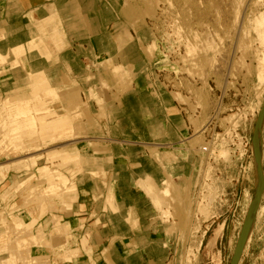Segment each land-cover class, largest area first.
<instances>
[{
	"label": "rangeland",
	"instance_id": "obj_1",
	"mask_svg": "<svg viewBox=\"0 0 264 264\" xmlns=\"http://www.w3.org/2000/svg\"><path fill=\"white\" fill-rule=\"evenodd\" d=\"M103 2L115 18L113 25L118 29L116 33L123 43L122 50L99 59L86 53L82 59L84 74L80 77L83 85L78 84L72 72L71 75L62 73L57 85L62 89L61 100L31 98L43 95L50 85L42 69L61 63L59 52L64 45L49 57L40 36L42 31L46 35L51 30L46 25L53 20L47 19L39 26L30 15L38 29H32L29 37H33L27 45H12H22L13 54L12 46H4L6 36L0 34V52L6 57L0 63V108L4 102L8 106L9 101L18 104L30 100L34 115L23 119L30 120L34 116L44 121L32 131L30 142L34 145H43V133L50 134L55 127L67 124L55 122L54 108L63 113L77 107V115L71 112V119L78 129L77 136L71 140L43 146L34 155L27 150H14L11 145L0 147V218L7 221V227L0 222V232L13 241L8 243L5 238L0 239V264H8L3 259L9 254L13 264H62L63 261L69 264H128L136 254L131 251L128 255L120 250L122 240L129 246L141 247L149 264H231L239 243L238 264H264V119L255 137L259 161L254 147L255 125L264 111V45L251 23L264 12V0ZM28 52L32 53L33 61ZM160 52L165 59L160 57ZM19 55L23 56L25 67L15 64L14 58ZM108 58L111 61H107ZM95 60L99 61L97 65L93 64ZM114 66L121 67L120 71L113 72ZM167 76L169 80L174 79L171 85L179 84L177 77H182L185 87L187 84L191 87L187 85L186 88L193 90L195 86L196 99L203 108L200 118L191 115L193 106L188 97L176 93L177 89L171 86L166 87L164 77ZM193 77L200 80L197 78L195 82ZM205 79L213 89L211 95ZM138 90L149 95L151 104L160 108L150 105L147 109L146 106L151 118L158 112L166 116L154 140L128 143L110 139L109 135H106L108 138L96 137L98 133L90 134L95 137H87L89 132L96 131V120L106 117L109 101L121 100ZM163 97L172 100L173 114H169ZM212 98L213 105L210 104ZM181 102H186L188 107ZM216 102L222 103V113L215 124L221 135L211 141V149L215 152L211 167L209 164L200 173L196 171L194 150L203 138L198 134L192 137L193 126L196 130L206 112V116L215 115ZM175 120L178 121L176 125ZM0 122V136L3 137L4 121ZM38 128L47 131H38ZM170 134L171 139L175 134L177 141V137L173 139L175 142L160 138ZM24 138L26 149L31 138L27 133ZM181 140L184 143L181 146H171ZM80 149L81 160L77 155ZM166 152L175 154L172 163L164 156ZM17 159H26L27 163L11 164L6 172L5 164ZM43 165L49 166L53 175L60 173L68 179L67 186L61 181L60 184L64 190L73 188L74 198L64 194L53 199L55 195L48 197L41 191L47 186L46 179H41L38 173ZM147 174L154 177L151 181L157 183L155 187L169 178L168 195H163L161 186L156 190L154 187L153 197L158 195L163 203L160 210L140 180ZM57 177L53 178L56 185L59 184ZM196 182L201 188L207 183L204 194L210 191L207 205L199 208L201 213L207 215L213 199L220 196L217 199L220 201L223 197L222 204H215L213 208L216 216L204 224L210 229L205 236L190 234L191 194ZM31 183L38 184L40 192L30 188ZM59 185L55 187L58 192L62 190ZM79 198L86 201L84 212L91 213L93 218L80 220L79 227L83 231L81 236H76L67 218L79 212L80 209H76ZM147 214L151 217L148 225H159V229L141 237L132 235L144 227L143 217ZM12 215L23 223L20 229L15 227ZM248 224V232L244 233ZM126 230L131 235L124 236ZM97 242L102 246L93 250L92 245Z\"/></svg>",
	"mask_w": 264,
	"mask_h": 264
},
{
	"label": "crops",
	"instance_id": "obj_2",
	"mask_svg": "<svg viewBox=\"0 0 264 264\" xmlns=\"http://www.w3.org/2000/svg\"><path fill=\"white\" fill-rule=\"evenodd\" d=\"M103 1L104 0H0V34L3 33L6 36V39H4L5 47L19 43L27 45L29 40L33 37H29L32 29L36 31L38 29L37 24L40 26L44 21L50 18L53 21L48 22L46 28L50 27L51 30L47 31L46 35H44L43 31L40 34L43 39L44 48L49 53V57H52L54 51L57 49L60 50L64 45V49L59 52V62L61 63L55 64L50 68L47 65L42 69L45 71L50 85L44 89L43 95L36 94L31 98L43 99L44 97H47L46 93L50 89L58 87V80H60L61 74L64 72H67L68 74L72 72V76L77 78L78 84L83 85L80 77L84 74L82 59L86 57V53L94 55L98 59L99 57L106 58L113 53H120L123 43L117 38L116 31L118 29H116V25H113L115 18L112 17L111 11ZM30 15L36 19L37 24L36 22L31 21ZM111 27L113 28L111 29ZM108 28L111 30H108ZM38 35L39 34H37V36ZM119 45L121 46V49L118 50ZM21 46L22 45L12 46L10 51L13 54ZM31 54L32 53L28 52L27 55L30 56L31 61H33ZM127 55L128 54H125V56ZM19 56L22 57L25 67L26 62L23 56ZM65 62L67 63L66 65ZM30 64H32V62ZM26 73L29 74L30 71L26 70ZM142 94L143 92L138 90L133 95L125 96L121 100L115 102L109 101L106 105V117L96 120L97 126L94 129L96 131L89 132L87 137H95L90 134L98 133V136L96 137L108 138L106 135H109L110 139L120 142L148 143L149 141L154 140L155 135L160 133L157 131L158 126L161 122L163 123L166 116L163 112H158L154 114V118H151V114H147L149 106L154 105L157 109L160 108L153 102L151 104L149 95L143 94L145 96H142ZM146 101L149 103H146ZM54 113L56 118L57 113L55 108ZM55 120V122L62 121L68 125L72 124L75 130V135L77 136V125L76 122L73 123L71 116H66L61 120L56 118ZM53 122L54 121L50 123ZM174 122L176 125V122L178 121L175 120ZM39 124H44V122L38 123V126ZM38 131H47V129L38 128ZM177 132L176 135L178 136ZM176 135H173V139L177 137ZM160 138L175 142L171 139L172 134L167 138ZM177 139L178 137L175 140L177 141ZM31 144L34 143L30 142L28 145ZM76 205V209H80L79 212L76 214L73 213L74 216H71L70 214L67 219L71 220L72 233L76 236H81L83 229L79 227L81 224L80 220L85 218L90 219L92 215L87 211L84 212V210H86V201L83 202L82 199L79 198ZM88 209H90V207H88ZM19 215L20 214H16V216ZM86 215L90 217H86ZM143 218L145 221L143 225L144 227L132 235L141 237L143 235H148V233H155L159 229V225L155 227L148 225L151 220L149 214L145 215ZM73 224H75L74 227ZM123 235L127 236L131 235V233L126 230ZM92 246L93 250H96L100 248L102 244L97 242ZM120 250L125 251V254L128 255H131V251L136 254L135 256L138 260L135 259V257L132 259L133 261H131V257L128 264H149L148 256H143L142 249L138 245L136 247L132 245L129 246L126 241L122 240ZM62 264L69 263L63 261Z\"/></svg>",
	"mask_w": 264,
	"mask_h": 264
},
{
	"label": "bare ground",
	"instance_id": "obj_3",
	"mask_svg": "<svg viewBox=\"0 0 264 264\" xmlns=\"http://www.w3.org/2000/svg\"><path fill=\"white\" fill-rule=\"evenodd\" d=\"M252 25H253V28L258 32L259 34V38H260V41L261 43L264 45V12L258 14V16H256L252 21H251ZM244 26V25H243ZM193 46V45H192ZM190 45V47H192ZM189 47V46H188ZM189 47V49H191ZM194 47V46H193ZM193 49V48H192ZM194 50V49H193ZM190 51V50H188ZM163 52V51H162ZM191 52V51H190ZM217 53V52H216ZM160 57H164L163 59H165L166 56L162 55L161 52L159 53ZM6 57L0 53V63L1 61H5ZM14 59H16L15 64L16 65H24V61L22 59V57L18 56V57H15ZM8 61V59H7ZM106 61V60H105ZM107 61H111V59H108ZM107 63V62H106ZM111 63V62H110ZM216 64V63H215ZM111 65V64H110ZM114 71L115 73L119 72L120 71V68L119 66H114ZM217 68V67H216ZM211 69V68H210ZM220 70V69H219ZM214 74V73H213ZM207 80V79H205ZM187 81V80H186ZM64 90V89H63ZM61 91L62 89L60 87H57V88H53V89H50L46 95L47 97L51 98L53 101H57V100H61ZM68 92V91H67ZM66 93V92H65ZM80 94V93H78ZM74 95V94H73ZM171 95V94H170ZM63 96V95H62ZM69 97V96H68ZM76 97V96H75ZM74 97V98H75ZM78 98V96H77ZM76 98V99H77ZM71 99V98H70ZM79 99V98H78ZM69 100V99H68ZM163 100H164V103L166 106H168L169 108V114H173V111L170 109L171 107V104H172V100L169 101V100H165L164 97H163ZM8 101V100H7ZM77 101V100H76ZM204 101V100H203ZM71 102V101H70ZM5 103V104H4ZM3 105L1 106L0 108V116L2 115L3 118H0V121H4L3 122V137H2V140H0V147L3 148L4 146H8V145H11L12 148L14 150H22L20 152H23L25 150L27 151H30V155H34L33 153H36L38 152L39 150H41L44 146L45 147H50L51 145H54V144H57V143H63V141H66V140H71L72 138H74L75 136V130H74V127L72 124L68 125V124H65L63 126H60V127H55L50 134H47V133H43L42 134V143L43 145H34V144H31V145H28L26 146L27 148L25 149V133H27L29 135V138H31L28 142H30L32 140V131H34L35 129H37V125L38 123H42L44 121H38V119L36 117H32V118H29L30 120L28 119H23L24 117H29V115L32 116V111H31V103H30V100H27V101H21L19 102L18 104L14 103V102H11L9 101V105L7 106L6 103L7 102H4ZM72 103V102H71ZM75 106V105H74ZM73 107V106H72ZM77 108V107H76ZM75 108V109H76ZM75 109H71L70 110H65L63 113H58L57 110V115H56V118L58 120H61L63 119L64 117L66 116H71V112L73 113H76L75 115H77V112L75 111ZM77 110V109H76ZM31 113V114H30ZM34 115V114H33ZM74 115V114H73ZM72 115V116H73ZM5 119V120H4ZM195 122V120H194ZM1 123L0 122V126H1ZM57 123H62V121H57ZM161 124V123H160ZM1 129V127H0ZM160 134V133H159ZM175 136V134H174ZM183 140L179 141L178 143L174 144V145H171L173 147L176 148V146H181ZM77 144V143H76ZM191 145V144H190ZM42 146V147H41ZM5 148V147H4ZM10 148V147H9ZM75 148H78L79 149V146H76ZM79 154H77L79 157H80V160H81V155H82V151L80 149V152H78ZM165 157L169 158V161L170 163H172L175 159V154H172L171 152H166V154L164 155ZM71 156H69L70 158ZM77 157V156H76ZM172 157V158H170ZM72 158H75L72 156ZM86 158V157H84ZM76 159V158H75ZM100 159V158H99ZM94 161H96L94 159ZM22 163H27L26 159H17V160H13L11 162H8L7 164H5V166H7L8 168L6 169V172L7 170L9 169V167H11L12 165L13 166H16V165H20ZM12 164V165H11ZM54 172V171H53ZM38 173L39 175L41 176V179H46L47 181V186H43V190H41L42 192H45V194L48 195V197H53V199H56V195H60V196H64V194H67L69 196H71L72 198H74V189L73 188H69L67 187L65 190H64V187L67 186V183H68V179L63 176V174H60L59 175L57 174V176H59V184H60V181L64 184V187L61 186L62 184H57L59 185L60 187H62V190H60L59 192L56 191L55 189L57 188V185L54 183V180L58 177L56 176V173L55 175H53L52 171H51V168H49V166L47 165H43L42 167H39L38 168ZM55 178V179H53ZM153 178V179H152ZM140 180L142 181V185L145 186V189H146V192L151 195L152 194V197L153 195L155 194V190H156V187L155 184L152 183V181L154 180V177L147 174L144 178H140ZM152 180V181H151ZM40 181V180H38ZM155 182V181H154ZM38 183V182H37ZM169 185H170V181H169V178L167 179H163L162 180V183L159 186L162 192L163 195H168V193H170V190H169ZM56 187V188H55ZM154 187H155V190H154ZM157 187V188H158ZM30 188H32L33 190L36 189L38 190L40 188V186H38V184H33L31 183L30 184ZM159 189V191H160ZM38 192H40V190H38ZM160 191V193H162ZM158 193V194H160ZM167 193V194H166ZM151 197V198H152ZM161 197V196H159ZM153 204L155 206H157V208H159L161 206V199L158 198V195L154 196L153 198ZM163 204V203H162ZM153 205V206H154ZM165 205V204H164ZM166 206V205H165ZM162 209L159 208V210ZM156 210V209H155ZM163 212V211H162ZM190 212V211H189ZM165 213H168V212H165ZM162 214V213H160ZM164 214V213H163ZM162 216V215H161ZM168 216V215H167ZM171 216V215H169ZM13 218L14 215H12ZM20 218V217H19ZM161 219V218H160ZM16 220V218H15ZM14 221V220H13ZM168 221V220H167ZM0 222H2L4 226L7 225V221H5L4 218H0ZM16 223V228L18 227L19 229L21 228V226L23 225V223L17 218V220L14 222ZM7 227V226H6ZM13 228V227H12ZM59 228V227H58ZM9 229V228H8ZM57 230V229H56ZM59 230V229H58ZM3 232H0V239L1 238H5L7 240L8 243H11V239L10 237H8L7 235L5 234H1ZM15 241V240H14ZM19 241V240H18ZM13 242V241H12ZM9 245V244H8ZM13 245V243H12ZM12 255V254H11ZM9 257H6L5 259H3L4 263H8V264H13L14 261H13V258L10 256V254L8 255ZM37 258V257H36ZM35 259V258H34ZM33 259V260H34ZM1 260V259H0ZM2 261V260H1ZM0 261V262H1ZM35 262V261H34ZM2 263V262H1ZM23 264V263H22ZM38 264V263H37Z\"/></svg>",
	"mask_w": 264,
	"mask_h": 264
},
{
	"label": "built area",
	"instance_id": "obj_4",
	"mask_svg": "<svg viewBox=\"0 0 264 264\" xmlns=\"http://www.w3.org/2000/svg\"><path fill=\"white\" fill-rule=\"evenodd\" d=\"M99 61L98 60H95L93 62V64L95 63H98ZM97 65V64H96ZM90 65H87V67H89ZM161 70H164V69H161ZM163 72H167V71H163ZM177 72H175V76L178 75V73L176 74ZM169 76L171 77V73H168ZM165 80L167 81V84H166V81H164V83L166 84V87H169L171 86L172 88H175L177 89L176 93H179L181 95H183L184 97H188L190 99V102H191V105L193 106L190 110L192 112L191 115L197 117V118H200L202 112H203V108H202V105L200 102V100L196 99V95L194 93V89H195V86L194 88H192L193 90H189L186 85H184V82H183V78L182 77H177V79H179L180 81L178 82L179 84L176 85V83L172 84L171 85V82H174V79L172 78L171 80H169L168 76L167 77H164ZM197 78L198 77H193L192 79L195 81V82H198L197 81ZM198 80H200L198 78ZM208 84H209V93L211 95V92L213 91L212 87H211V84L209 82V80H207ZM189 86V85H188ZM189 88L191 89V87L189 86ZM215 97V95H214ZM214 99L212 98L211 99V103L210 104H214L213 103ZM223 102V100L221 101ZM181 105L183 106H187L188 107V104L186 102H181L180 103ZM222 103L220 102H216L215 104V108L213 109V112L215 113V115H212V113L209 115V116H206L207 112L205 114H203L202 116V119H201V124H198L197 125V129L194 130L195 126H193V136L197 135L198 134V137H202L203 140L202 142H200L197 147L198 149L194 150L195 153L197 154V165H196V171L197 172H200L204 169H207L208 165L211 163V161L214 158L215 156V152L214 150L211 149V141H214L215 139H217L218 137H220V132L217 131V128H216V120L218 121V117L219 115L222 113ZM181 109H185L184 107H182ZM217 109H219L217 111ZM208 111V110H206ZM211 112V110H210ZM210 167H211V164H210ZM209 167V168H210ZM207 184V183H206ZM203 185V188H201L202 185H198V182H196L195 186L193 187L192 189V194H191V208H192V225H191V228H190V234L192 235H199L201 234L202 236H205L208 231L210 230L209 227H207L206 225H204L209 219H211L212 217L216 216L213 214L214 212V209L216 208L215 207V204L217 205H220V203L222 204V200H223V197L220 198V201H218L217 199L220 197H215L213 199V201L211 202L210 206H209V212L208 214H204V213H201L199 208L201 205H207L208 203V194L210 191H208V194H204L203 192H205L204 190V187L206 186ZM209 189L212 188V186H208ZM208 189V190H209ZM202 192V193H201ZM221 196H223V194H220ZM193 205V206H192ZM214 208V209H213ZM212 209V210H211ZM210 213V214H209Z\"/></svg>",
	"mask_w": 264,
	"mask_h": 264
},
{
	"label": "water",
	"instance_id": "obj_5",
	"mask_svg": "<svg viewBox=\"0 0 264 264\" xmlns=\"http://www.w3.org/2000/svg\"><path fill=\"white\" fill-rule=\"evenodd\" d=\"M263 114H264V111L258 117V120H257L256 125H255V132H254V147H255L256 158H257L258 161H259V152H258V144L256 142L255 137H256L257 133H259L261 131V125H262V122H263V119H264V118H262ZM259 171H260V167H259ZM250 212H252V211H250ZM249 222H250V218H249ZM248 227H249V224H248L247 227L244 228V233L248 232ZM238 246L239 247L237 248V250L235 252V255H234V258L232 259L231 264H238V262H239L238 260H239V254H240V249H241L240 243H239Z\"/></svg>",
	"mask_w": 264,
	"mask_h": 264
}]
</instances>
